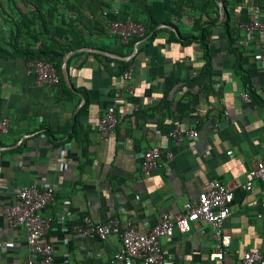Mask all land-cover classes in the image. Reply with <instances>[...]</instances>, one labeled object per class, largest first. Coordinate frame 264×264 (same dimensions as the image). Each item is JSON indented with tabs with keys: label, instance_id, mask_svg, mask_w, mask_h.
I'll list each match as a JSON object with an SVG mask.
<instances>
[{
	"label": "crops",
	"instance_id": "crops-1",
	"mask_svg": "<svg viewBox=\"0 0 264 264\" xmlns=\"http://www.w3.org/2000/svg\"><path fill=\"white\" fill-rule=\"evenodd\" d=\"M79 1H69L73 10L62 3L64 23L69 25L60 24L56 13L54 22L59 26L55 23L54 40L72 42L75 37L67 26L79 30V39L93 45L88 48L109 54L113 50L121 54L116 57L133 59V79L128 84L112 74L117 65L95 53L73 51L69 76L73 87L86 90L89 101L79 116L84 143L75 141L71 132L85 98L62 96L57 87L37 82L27 74L26 59L20 55L0 57V116L10 122L9 134L0 138V264L27 263L26 232L10 227L2 211L33 182L55 186L56 200L42 214L52 218L47 235L53 247L52 264H126L113 261L121 245L118 236L83 237L74 226L85 216L95 224L118 218L121 228L133 222L145 231L159 222L162 213L170 217L182 213L183 206L196 200L210 182L242 184L248 170L264 161V104L242 99L243 88L233 71L235 57L227 53L221 11L206 40L212 71L203 75V51L189 37L199 34L197 22L216 17L213 8L204 7L205 0H143L140 7L130 0ZM228 1L235 46L244 50L243 68L252 90L264 102V69L254 58L258 40L237 28L240 21L264 20V7L255 0ZM105 10L128 13L154 30L127 49L107 34ZM50 42L29 47L37 50ZM9 44L28 45L10 37L2 46ZM115 103L118 125L109 142L103 143L97 123ZM177 124L195 129L198 137L171 139L168 133ZM155 148L170 153L171 159L143 177L142 155ZM222 233L231 238L223 260H209L216 241L211 227L200 221L186 234L175 232L161 240L163 264H240L246 251L264 254V184L234 192Z\"/></svg>",
	"mask_w": 264,
	"mask_h": 264
},
{
	"label": "built area",
	"instance_id": "built-area-1",
	"mask_svg": "<svg viewBox=\"0 0 264 264\" xmlns=\"http://www.w3.org/2000/svg\"><path fill=\"white\" fill-rule=\"evenodd\" d=\"M109 14L106 10L102 13L107 19L106 32L110 37L116 38L121 46L126 48L133 39L142 38L145 35L146 30L140 22L130 17L125 20L111 19L108 17ZM112 14L119 16L118 11ZM237 28L246 36L257 38L258 52L254 58L264 69V20L240 21L237 23ZM25 65L27 74L34 75L37 82L53 87L60 85V76L51 62L34 59L26 61ZM121 77L129 84L133 79L132 67H129ZM128 92L131 93V90ZM242 99L247 104L252 103L246 93L242 94ZM117 107L116 103L107 107L97 123V133L103 143L109 142L117 128ZM9 123L8 118L0 116V138L9 134ZM168 136L175 141H181L185 137L196 139L198 132L177 124L170 130ZM59 159L61 161L64 159V151L61 152ZM168 159H171V154L161 149L146 150L140 164L141 175L149 176L163 161ZM42 181L33 182L20 189L15 203L6 206L2 211L10 227H22L26 232L29 252L26 264H52L53 262V247L47 241L52 218L42 214L45 209L54 204L56 191L55 186L41 183ZM256 183L264 184V161L256 162L248 170L242 184L210 182L208 189L201 192L196 200L187 202L183 206L182 213L174 217L162 213L159 222L145 231H140L133 222L121 228L118 218L109 219L104 224H95L89 216H85L79 225L74 226V230L83 237L99 240H105L110 235L118 236L121 245L113 256V261L126 264H163L164 252L161 240L173 237L175 232L186 234L193 223L204 221L211 227L213 238L216 241L209 260L221 261L231 243V238L223 235L222 227L230 214L234 192L236 190L249 192ZM240 264H264V254L258 250L246 251Z\"/></svg>",
	"mask_w": 264,
	"mask_h": 264
},
{
	"label": "trees",
	"instance_id": "trees-1",
	"mask_svg": "<svg viewBox=\"0 0 264 264\" xmlns=\"http://www.w3.org/2000/svg\"><path fill=\"white\" fill-rule=\"evenodd\" d=\"M8 3V6L11 10L15 11L17 16L20 19V22L23 25H26L28 23V28H30L32 26V30H35V39H37V37L39 35H44L46 33V20L49 22H54L55 17H56V13H57V8L54 5L53 0H30L29 3L31 5V17L28 18L26 15H24L21 10L17 7V4L15 2V0H6ZM143 0H130V3H132L135 6H141V2ZM216 1H221L223 3V20L221 23V26L223 28V32L226 35V40H227V53L229 55H232L235 57V63L233 66V71L234 74L238 77L241 87L243 88V93H246L251 102L257 103L259 105L264 104V102H261L260 99L258 98V96L255 94V92L252 90V84L250 81V77L247 74V72L245 71V69L243 68L242 65V60H243V49L242 48H236L235 46V39L233 38V29L231 27V22L233 21V16L230 15L229 12V1L228 0H205L204 3V7L206 8H213L215 10V14L216 17L210 19V21L208 22H204L202 24H200L199 22H197L196 25V29L198 30L199 34L196 37L190 36L189 40H195L198 41V44L200 46V48L203 51V60H204V65L202 67V74L203 75H209L211 74L212 71V64H211V54L209 51V46L206 43L207 38L211 35L212 33V29L213 27H215V23L219 18V12L220 9L217 5ZM256 3L258 4L259 8H263L264 7V0H255ZM68 5V9L69 10H73V6L68 2H65ZM81 4L79 0H77V4ZM42 10L45 14V18L43 17L42 14ZM129 11V10H128ZM111 19H121V20H125L127 17H130L132 20L138 21L136 18H133L132 16L128 15V13L119 15L117 16H113V14H109L108 16ZM145 30L146 33L143 37H147L148 34L154 30L153 26H148L147 24L140 22ZM63 26L69 25V24H65L64 22L62 23ZM69 28V33L72 34L75 39L74 41L71 42L70 39L67 38L68 42L66 44H61L60 42H56L54 40V38L51 39V42L49 44L48 47L46 46H40L37 50H33L30 49L29 45H27V47H23V48H18L17 46H12L11 44H9L8 48H5L3 46H0V57L2 58H9L12 57L13 55H20L23 58L26 59V61L28 60H34V59H38V60H43V61H48L51 62L54 67L56 68L60 79H61V83L60 85L57 87L59 89V93L62 96H76V94H80L81 96H83L85 98V103L83 104L82 108L80 109V111L74 116V121H73V125H72V137L75 139V141L78 142H84L86 143V137H85V131L83 129L82 124L79 121V116L81 115V113L86 110V108L88 107V95L86 93V90L83 88H76L74 87V92H72L66 85V83L64 82L62 75H61V64L62 61L65 57L66 54H68L71 51H76L82 48H86V47H92L93 45L86 43L83 40L79 39V30H75L74 28L72 29L70 26H67ZM141 38H135L131 41L130 45L128 48H132L135 41L140 40ZM34 45V44H32ZM33 47V46H32ZM103 50H108L106 48H102ZM111 54L115 55V56H121V54L119 52L113 51V50H108ZM76 55V54H75ZM93 56L97 57V58H102L104 59L106 62L108 63H112V64H116L117 65V69L115 71L111 70V73L114 74L115 76L119 77L122 76V74L130 67L133 59L129 60V61H122V60H116V59H112L109 57H103L97 54H94ZM73 57H71L68 61V65L71 62V59Z\"/></svg>",
	"mask_w": 264,
	"mask_h": 264
},
{
	"label": "rangeland",
	"instance_id": "rangeland-1",
	"mask_svg": "<svg viewBox=\"0 0 264 264\" xmlns=\"http://www.w3.org/2000/svg\"><path fill=\"white\" fill-rule=\"evenodd\" d=\"M29 1L30 0H15L17 7L28 18H30L32 15L31 5ZM53 2L57 8L58 20L60 24H62L64 22V14H62V3L68 2V0H53ZM58 6L60 7V9H58ZM42 14L44 19L46 20L43 10ZM55 23H57V25L59 26L58 22L52 23L46 20V33L44 35H39L37 39H35V30H32V28H28L27 25H23L20 22V19L17 16L16 12L9 8L7 1L0 0V46L5 45V42L10 37H12L13 40L18 44L27 42L29 46H34L39 41L44 42L45 40H51L54 35H57ZM64 35L65 34H63V36Z\"/></svg>",
	"mask_w": 264,
	"mask_h": 264
},
{
	"label": "water",
	"instance_id": "water-1",
	"mask_svg": "<svg viewBox=\"0 0 264 264\" xmlns=\"http://www.w3.org/2000/svg\"><path fill=\"white\" fill-rule=\"evenodd\" d=\"M217 2V5L220 9V11L222 12L223 11V3L221 1H216ZM222 15H221V19H222ZM220 23V21L218 22ZM81 51H84V52H91V53H95V54H99V55H102V56H106V57H109V58H113V59H116V60H129V57L127 58H121V57H116V56H113L105 51H102V50H98V49H93V48H83L81 49ZM73 54V51L69 52L68 54L65 55L63 61H62V64H61V75H62V78L64 80V82L66 83L67 87L72 91L74 92V87H73V84L71 82V79H70V76H69V71H68V58ZM84 99H82V103H84ZM80 108H78L76 110V113H78Z\"/></svg>",
	"mask_w": 264,
	"mask_h": 264
}]
</instances>
